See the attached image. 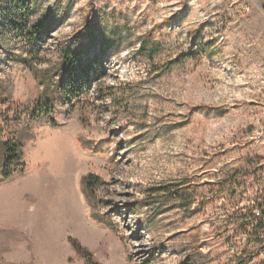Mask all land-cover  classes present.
Returning a JSON list of instances; mask_svg holds the SVG:
<instances>
[{
	"label": "rangeland",
	"instance_id": "1",
	"mask_svg": "<svg viewBox=\"0 0 264 264\" xmlns=\"http://www.w3.org/2000/svg\"><path fill=\"white\" fill-rule=\"evenodd\" d=\"M75 55L94 65L80 93L66 85ZM63 137L88 157L72 209L57 204L62 165L48 158ZM7 141L24 147L25 171L0 183V264H86L70 238L100 264H178L195 238L232 263L264 237L251 219L264 159L247 162L264 157V0H0V178ZM88 175L101 181L95 207ZM42 177V192L23 187ZM180 186L192 214L170 197Z\"/></svg>",
	"mask_w": 264,
	"mask_h": 264
},
{
	"label": "trees",
	"instance_id": "2",
	"mask_svg": "<svg viewBox=\"0 0 264 264\" xmlns=\"http://www.w3.org/2000/svg\"><path fill=\"white\" fill-rule=\"evenodd\" d=\"M66 73L70 77V81L66 83L67 87L73 90V92L80 93V88H90L91 83V72L94 69V65L92 62H86L83 60V57L80 55H75L70 64H65ZM96 76H99L100 72L95 70L94 72ZM81 77V79L75 83L74 76ZM96 86V97L100 101L108 102L110 98L112 101L111 104L115 106V100L113 99L111 92H114L115 89L113 87H108L105 90L108 95H105L104 87L101 84H95ZM109 96V99H108ZM111 102V101H110ZM204 109L203 107H201ZM48 113H52V111H47ZM1 148L3 151V174L0 178V183L7 182L14 178V175L17 173H23L25 171V166L23 165V152L24 147L22 144L17 142H2ZM263 160L264 157H250L247 159L249 164L256 163L258 160ZM264 169V168H262ZM236 173H228L226 174V179L233 181ZM264 175V171H263ZM101 185V181L95 178L93 175H88L82 180L81 187L84 191L86 200L95 207V197L93 195V191L95 188ZM177 189L174 195H171V199L178 203V207L186 213L192 214V208L196 204L195 194L186 192L183 190V187ZM234 191L232 192V196L236 197L239 192V186L233 187ZM150 201H148L150 206H158L160 203L154 198V196H150ZM259 211L254 214L252 212L251 219L258 221V229L264 231V204L259 207ZM244 235V230L242 228L237 229L233 234L231 239L234 241L237 238H241ZM264 236V235H263ZM260 241H255L248 239L242 244V246H238L236 248L235 254L232 256V263L230 264H256L254 261L257 257L260 256L261 251L264 250V237L259 239ZM72 248L76 250V252L84 259L86 264H100L94 260V256L88 249L84 248L78 240H74L70 238L69 240ZM259 244V245H258ZM189 248L186 250V254L179 260L178 264H225L222 260L217 261L215 257L212 256L211 252L207 254L204 252V247L201 245V241L199 239H193L188 244ZM259 264H264L261 262Z\"/></svg>",
	"mask_w": 264,
	"mask_h": 264
},
{
	"label": "bare ground",
	"instance_id": "3",
	"mask_svg": "<svg viewBox=\"0 0 264 264\" xmlns=\"http://www.w3.org/2000/svg\"><path fill=\"white\" fill-rule=\"evenodd\" d=\"M64 138L65 137H63L61 140L57 139L58 141L50 143V145L54 146L55 149H54V147H51V148L54 149L53 153L51 152L52 154L51 153L49 154L50 156L52 155L51 156L52 158H50V157H48V158L50 160H52V162H54V161L57 162V160H60L61 165H62L61 166L62 167L61 171L59 172V174H57V175L60 176V190H59L60 197L57 200V204L60 203L61 205H63V207L69 206L68 208L72 209L75 206L74 205L75 203H73L74 202V199H73L74 197H73V190H72V179L74 177V175H73L74 172L73 171H75L74 170V166L76 165V167L79 168L80 165H82V163L85 160H87L88 157L86 158L84 155H81L79 153V151L77 152L76 150H73V148L69 145L68 140H66ZM67 138H68V136H67ZM49 150H51V149H49ZM44 155H46V154H44ZM49 155L47 154L45 156V158L47 156H49ZM50 160H49V162H50ZM53 169H55V168H53ZM57 170H55V171H57ZM54 173H56V172H54ZM46 180H47V178H45V177H42L41 179H35V180L31 179V181L29 179V183H26L23 187L33 191L34 193L42 192L44 190L43 189V184L45 183ZM7 203H8V201H7ZM16 206H17V208L13 207V209L10 208V210L8 208H6L7 210L5 211V213H10L11 212L12 215H13V218L17 217L19 215L18 211L20 212V207L18 206V203L16 204ZM1 211L4 212V210H1ZM71 212H73V211H71ZM49 242L51 243V241H49ZM49 247H51V249H52V246L49 245ZM50 252L52 253L53 251L50 250ZM52 264H54V263H52ZM58 264H62V263L60 262Z\"/></svg>",
	"mask_w": 264,
	"mask_h": 264
},
{
	"label": "crops",
	"instance_id": "4",
	"mask_svg": "<svg viewBox=\"0 0 264 264\" xmlns=\"http://www.w3.org/2000/svg\"><path fill=\"white\" fill-rule=\"evenodd\" d=\"M74 220V219H73Z\"/></svg>",
	"mask_w": 264,
	"mask_h": 264
}]
</instances>
